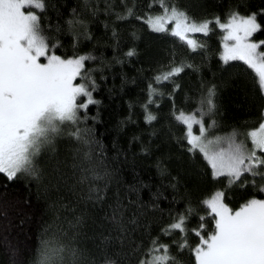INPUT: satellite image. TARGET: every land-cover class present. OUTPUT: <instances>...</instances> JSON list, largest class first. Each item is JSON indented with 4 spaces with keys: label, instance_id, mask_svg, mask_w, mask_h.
<instances>
[{
    "label": "trees",
    "instance_id": "obj_1",
    "mask_svg": "<svg viewBox=\"0 0 264 264\" xmlns=\"http://www.w3.org/2000/svg\"><path fill=\"white\" fill-rule=\"evenodd\" d=\"M44 3L36 14L50 51L61 57H95L85 61V70L95 81L92 96L98 103L81 110L86 118L78 125H62L54 150L36 158L39 179L9 181L0 174V264H35L45 244L50 253L62 246L78 250L80 264H104L105 255L118 264H140L157 254L149 252L153 241L168 245L180 264H195L192 249L200 237L192 230L203 223L202 235L214 231L204 201L223 192V202L239 210L252 198L264 199V179L245 173L229 185L228 177L215 178L203 154L189 151L186 126L175 116L182 111L200 118L211 89L215 107L203 120L212 134L249 137L264 121L258 78L243 61H224L225 31L214 23L217 18L227 22L233 13H255L262 29L252 38L264 41V0H164L193 21H213L207 35H197L195 50L172 35L171 23L158 32L146 22L164 14L160 0ZM129 51L134 55L128 56ZM175 67L183 70L156 80ZM76 82L85 81L78 77ZM149 85L156 90L151 96ZM145 106L156 117L151 123L145 120ZM76 127L90 130V147L68 135ZM78 150L91 152L104 179L80 183ZM117 204L123 208L124 232L109 219ZM181 215L188 217L187 231L166 234ZM184 243L187 247L181 249ZM63 264H73L70 253Z\"/></svg>",
    "mask_w": 264,
    "mask_h": 264
},
{
    "label": "snow or ice",
    "instance_id": "obj_2",
    "mask_svg": "<svg viewBox=\"0 0 264 264\" xmlns=\"http://www.w3.org/2000/svg\"><path fill=\"white\" fill-rule=\"evenodd\" d=\"M164 14L148 17L146 22L154 31H166V23H174L172 35L186 41L195 50L199 45L188 33L208 34L213 21L195 22L183 11L169 8L160 0ZM44 0H0V174L12 181L20 176L39 179L42 173L37 170L36 158L45 150H54L55 137L61 134L62 125H78L81 110L98 101L93 99L95 81L85 70V61L94 60L91 55L61 57L50 51L52 45L41 29L40 17L35 10H44ZM128 14L132 10L128 9ZM120 19L124 17H118ZM226 32L224 36L223 59L241 60L258 78V84L264 92V41L253 42L250 37L261 31L256 14L239 17L233 13L227 22L217 18L214 22ZM228 41L234 43L229 44ZM128 56L134 55L132 51ZM43 58V62H42ZM182 67L172 68L156 80H168L179 74ZM80 77L85 82L75 83ZM149 85V95L155 93ZM214 92L203 103L211 112L215 105L212 101ZM84 97V100H80ZM152 101L150 100L149 103ZM145 120L151 123L156 119L147 112ZM201 110L198 119L195 114L179 112L176 120L186 126L185 139L191 146L189 151L199 150L210 164L213 176L228 177L229 185L241 180L248 173L252 177L264 179V122L248 133L252 141L249 149L243 142H237L235 134L227 138V146H221V139H209V129L203 123ZM264 116V113H262ZM199 125L198 134L193 126ZM71 137L91 146L90 130L82 132L76 127ZM259 150L262 155H257ZM82 172L80 183L104 179L100 174L97 162L89 150L77 151L75 154ZM264 191V187L260 189ZM90 191L92 189L90 188ZM224 193L216 192L204 201L214 220V231L202 235L205 224L192 231L200 237L194 252L195 264H264V199L252 198L233 211L223 202ZM89 199H93L90 195ZM95 199H102L96 195ZM191 209L188 210L190 215ZM123 208L117 204L112 208L109 217L113 227L121 232L126 231L122 215ZM187 215H181L176 222L165 230L186 232ZM204 220V217H200ZM131 220L129 223L134 224ZM149 250L151 258L141 260L140 264H180L175 256L170 255L169 246L157 244ZM187 247L181 244L180 248ZM161 249L163 250L161 252ZM65 253H70L73 264H80L82 254L76 249L60 247L49 252L45 244L35 264H63ZM104 264H118V261L105 255Z\"/></svg>",
    "mask_w": 264,
    "mask_h": 264
},
{
    "label": "rangeland",
    "instance_id": "obj_3",
    "mask_svg": "<svg viewBox=\"0 0 264 264\" xmlns=\"http://www.w3.org/2000/svg\"><path fill=\"white\" fill-rule=\"evenodd\" d=\"M159 15H163V13H159L156 16H159ZM168 24L169 23H166L165 24V28L167 27ZM173 28H174V23H171V31H172ZM198 34H203V33H188V38H191V39H194L195 40ZM225 35H226V32L224 33V36ZM250 40H252L253 42H256L252 37H250ZM227 43L232 44L234 42L233 41H228ZM221 45H223V42H221ZM223 54H224V48H223V52H222V57H223ZM229 61H231V60H229ZM42 62H43V58H42ZM75 83H81V82H76L75 81ZM197 118L199 119V117H197ZM203 123H204L205 127H207L209 129V131H208V138L209 139L220 138L221 139V146L226 147L227 146V138L230 137V136H232V135H228V136H225V137H223V136L222 137L221 136L218 137V136H216V135H214V134L211 133L212 128L210 126H207L205 124V121L204 120H203ZM198 129H199V125H194L193 126L194 133L198 134ZM235 139H236L237 142H243L249 149L252 148V141H251V138L250 137H242V136H239V135H235Z\"/></svg>",
    "mask_w": 264,
    "mask_h": 264
}]
</instances>
